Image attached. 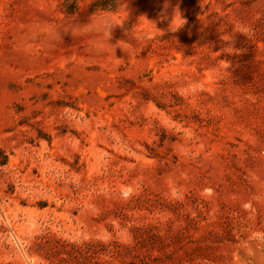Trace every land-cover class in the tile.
<instances>
[{
    "label": "rangeland",
    "instance_id": "rangeland-1",
    "mask_svg": "<svg viewBox=\"0 0 264 264\" xmlns=\"http://www.w3.org/2000/svg\"><path fill=\"white\" fill-rule=\"evenodd\" d=\"M0 264H264V0H0Z\"/></svg>",
    "mask_w": 264,
    "mask_h": 264
},
{
    "label": "clouds",
    "instance_id": "clouds-1",
    "mask_svg": "<svg viewBox=\"0 0 264 264\" xmlns=\"http://www.w3.org/2000/svg\"><path fill=\"white\" fill-rule=\"evenodd\" d=\"M115 26H120V25H113V24H111V23H109V24L107 25V27H108V31H109V35H110V33H111V30H112ZM242 34H244V33H242Z\"/></svg>",
    "mask_w": 264,
    "mask_h": 264
}]
</instances>
